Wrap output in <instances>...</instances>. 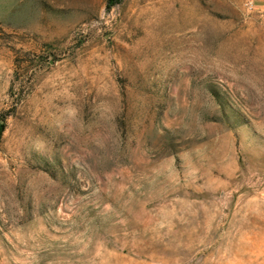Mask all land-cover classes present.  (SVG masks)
Instances as JSON below:
<instances>
[{
    "label": "rangeland",
    "instance_id": "obj_1",
    "mask_svg": "<svg viewBox=\"0 0 264 264\" xmlns=\"http://www.w3.org/2000/svg\"><path fill=\"white\" fill-rule=\"evenodd\" d=\"M0 264H264V0H0Z\"/></svg>",
    "mask_w": 264,
    "mask_h": 264
},
{
    "label": "built area",
    "instance_id": "obj_2",
    "mask_svg": "<svg viewBox=\"0 0 264 264\" xmlns=\"http://www.w3.org/2000/svg\"><path fill=\"white\" fill-rule=\"evenodd\" d=\"M248 4H249V7H251V6H252V3H251V2H249Z\"/></svg>",
    "mask_w": 264,
    "mask_h": 264
}]
</instances>
